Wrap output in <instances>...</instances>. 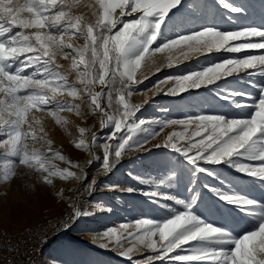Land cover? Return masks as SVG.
<instances>
[{
    "label": "snow or ice",
    "instance_id": "snow-or-ice-1",
    "mask_svg": "<svg viewBox=\"0 0 264 264\" xmlns=\"http://www.w3.org/2000/svg\"><path fill=\"white\" fill-rule=\"evenodd\" d=\"M217 2L231 13L246 11L228 0ZM80 3L81 0H0V149L3 150L0 172L4 181L16 176L18 165L35 169L47 185H52L55 177L78 182L88 179L83 166L73 164L59 151L48 150L51 158L68 162L69 168L60 169L50 163L48 154L29 149V140L42 139L24 130L25 125L31 128L40 123L29 118L33 108L50 106L48 110L58 124L67 123L56 115L59 111L76 110L83 115L79 104L60 101L57 95L66 92L73 98H82L86 94L92 114L101 115L102 127L110 131L102 144V159H96L110 173L122 155L142 147L159 134L154 130L144 135L146 122L134 119L140 105L130 103L129 99L136 90L134 86L150 78L148 73L153 67L159 72L164 66L176 64L180 57L188 59L191 54L264 50V27L247 26L231 31L203 27L166 36L164 28L169 13L174 9L179 11L184 0H94L84 5L91 9V20L74 12ZM73 38L83 39L84 45L73 47ZM157 53L165 54L166 63L157 65L154 59ZM58 56L64 59L71 56L72 69L77 72L75 81L69 80V73L61 70L62 65L56 62ZM142 68L144 74L138 78ZM241 72L264 77V53L228 58L197 71L164 77L153 88L165 91L160 86L171 84L166 92L175 95L216 84ZM77 84L84 87L78 88ZM97 87L104 91H96ZM256 87L259 95L252 97V104L233 98L250 96L240 91L220 97L236 109H250L244 118L199 113L183 119L153 121L159 131L170 126L183 128V131L171 132L163 144L155 147L170 149L188 166L190 184L197 173L215 175L214 169L207 165H224L264 185V83ZM79 131L82 135L76 147L90 151L83 136L90 129ZM112 138L117 141L115 146L109 143ZM96 139L93 138V143ZM94 162L89 161V165ZM73 167L78 171L71 170ZM172 180L173 175H169L158 181L144 179L140 183L154 184L157 189L145 195L175 201L182 210L160 220L138 219L136 232H127L126 236L118 234L116 228L107 229L99 237V246L107 249L111 244L112 250L123 248L120 255L132 264H140L139 260H133V254L141 249L151 253L144 257V264H264V202L204 185L220 201L245 217L254 218L251 227L235 233L198 214L195 195L185 200L164 194L161 189L171 188ZM95 183L94 178L89 180L84 190L94 191ZM126 191L131 193L136 189L129 187ZM82 215L85 213L73 205L71 216L78 219ZM121 227L127 231L129 225ZM126 244L131 246L125 247Z\"/></svg>",
    "mask_w": 264,
    "mask_h": 264
},
{
    "label": "rangeland",
    "instance_id": "rangeland-1",
    "mask_svg": "<svg viewBox=\"0 0 264 264\" xmlns=\"http://www.w3.org/2000/svg\"><path fill=\"white\" fill-rule=\"evenodd\" d=\"M90 1L81 0L80 6L75 8L74 12L83 15L85 19H93L91 11L87 12V8L84 7ZM228 2L242 6L246 11L242 14L231 13L219 5L217 0H184L183 7L179 11L174 9L169 13L167 26L164 28L165 35L171 37L203 27H216L226 31L238 30L247 26L264 27V0H228ZM71 42L73 47H80L85 43L83 39L78 38H73ZM261 53H264V50H247L241 53L220 50L210 54H191L188 59L180 57L176 64L171 67L164 66L159 72H155L153 67L148 73L150 78L134 86L136 90L129 99L130 103L140 105V111L136 113L134 119L146 122L143 127L147 131L144 135L154 130L159 134L149 139L142 147H136L135 150L122 155L110 173L100 168L101 164L99 167L94 166V163L89 165V161L96 162V158L102 156V144L110 131L108 127H102L101 115L92 114L86 94H82V98H73L66 92L63 95H57L60 101L79 104L81 106L79 111L83 115L77 114L76 110L57 112L56 115L63 117L69 124L66 129L61 130L58 136L56 135V141L46 131L41 132L38 125L31 128L25 125V131L42 138L36 142L29 140V149L48 154L50 163L60 169L69 168L70 165L58 158H51L49 148L59 151L73 164L83 166L86 175L91 169L99 168V172L92 176V179L96 181L95 190L92 192L84 190V185L88 183L87 180L83 182L65 181L59 177L53 178L52 185H47L42 182L40 173L23 165L17 166L16 176L10 181H4L2 172H0V228L16 235L33 233L45 218L50 217L55 227L59 228V234L46 247L39 264H132L126 257L120 255L123 248L112 250L113 245L111 244L107 249L101 248L99 237L105 230L111 228H116L118 234L122 233L126 236L127 232H136L135 221L138 219L160 220L167 218L175 211L182 210V206L177 205L175 201L166 200L162 196L154 198L145 195L144 193L157 191V189L154 184L140 183L144 179L158 181L169 175H173L171 188L161 189L164 194L185 200L195 195L198 214L211 223L235 230V233L251 227L254 218L245 217L233 206L220 201L204 185L245 194L262 202H264V185L224 165H207L210 169H214L215 175L197 173L190 184L188 166L183 164L170 149L155 147L156 144H163L171 132L183 131V128L170 126L159 131V126L152 122L183 119L199 113H223L231 117H247L250 109H236L220 97L228 92L240 91L249 93L250 96L233 98L252 104L254 102L252 97L259 95L256 86L264 83V77L258 74L250 76L247 72H241L221 79L216 84L202 86L199 89H189L175 95L166 92L171 84L160 86L165 91L153 88V85L164 77H175L197 71L224 59ZM154 59L157 65L166 63L165 54L157 53ZM56 62L62 65V71L69 73V80L77 79L69 71L72 69L71 56L68 59L58 56ZM27 71L30 72L31 69ZM143 74L144 69L142 68L137 73L138 78H142ZM77 87L82 89L84 86L77 84ZM96 91H104V89L97 87ZM49 108L50 106L33 108L29 113V118L37 119L35 113L38 111L46 115L50 112ZM108 112L113 114L112 109H108ZM53 118L56 121L55 116ZM80 128L90 129L89 132L83 134L90 145V151L76 147L82 135ZM119 135L120 133H117V136ZM94 137L98 139L93 143ZM116 142L115 138L109 141L112 146H115ZM2 152L3 150L0 149V153ZM71 170L78 171L74 167ZM129 187L136 191L127 192L126 189ZM189 188L193 191H189ZM73 205L85 215L78 219L73 218L71 216ZM122 225H129L127 231L121 227ZM128 246L131 245H125V247ZM148 254H151L148 250L141 249L133 254V260H139L140 264H144V257Z\"/></svg>",
    "mask_w": 264,
    "mask_h": 264
},
{
    "label": "built area",
    "instance_id": "built-area-1",
    "mask_svg": "<svg viewBox=\"0 0 264 264\" xmlns=\"http://www.w3.org/2000/svg\"><path fill=\"white\" fill-rule=\"evenodd\" d=\"M97 172H88L87 181ZM58 234L59 228L50 217L45 218L33 233L16 235L0 228V264H39L42 253Z\"/></svg>",
    "mask_w": 264,
    "mask_h": 264
},
{
    "label": "bare ground",
    "instance_id": "bare-ground-1",
    "mask_svg": "<svg viewBox=\"0 0 264 264\" xmlns=\"http://www.w3.org/2000/svg\"><path fill=\"white\" fill-rule=\"evenodd\" d=\"M90 2H94V0H91ZM87 12L91 11V9L87 8L86 9ZM126 19H130L128 17H126ZM71 75L77 78V72L73 69L69 70ZM37 115V120L40 121V123L38 124L39 128H43L44 131H46L48 134H50V136L55 139L56 141V135L58 136V134H60V132H62L61 130H63V128L66 129L67 125L69 124V122L67 123H63V124H58L56 121H54L53 115L51 114V112L47 113L46 115H44V113H41L40 111L35 113ZM65 120V119H64ZM66 121V120H65ZM36 124L32 125L35 126ZM37 126V125H36ZM70 126V125H69ZM64 129V130H65ZM64 132V131H63ZM99 155V154H98ZM102 159V158H101ZM94 166H98L100 164V160L96 159V162L94 163ZM95 168V167H94ZM95 170V169H94ZM98 170L95 171H89L90 174H92V172H97ZM103 171V170H102ZM119 176V174H118ZM58 184V183H57ZM61 184V183H60ZM62 186V185H61ZM59 189V188H58ZM61 189V188H60ZM76 200V199H75Z\"/></svg>",
    "mask_w": 264,
    "mask_h": 264
},
{
    "label": "crops",
    "instance_id": "crops-1",
    "mask_svg": "<svg viewBox=\"0 0 264 264\" xmlns=\"http://www.w3.org/2000/svg\"><path fill=\"white\" fill-rule=\"evenodd\" d=\"M173 12V11H172Z\"/></svg>",
    "mask_w": 264,
    "mask_h": 264
}]
</instances>
